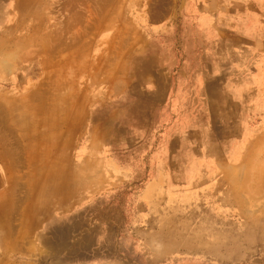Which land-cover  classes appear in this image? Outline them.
Returning <instances> with one entry per match:
<instances>
[{
    "label": "rangeland",
    "instance_id": "374dc122",
    "mask_svg": "<svg viewBox=\"0 0 264 264\" xmlns=\"http://www.w3.org/2000/svg\"><path fill=\"white\" fill-rule=\"evenodd\" d=\"M221 1L0 0V264H264V0Z\"/></svg>",
    "mask_w": 264,
    "mask_h": 264
},
{
    "label": "crops",
    "instance_id": "0c3cea01",
    "mask_svg": "<svg viewBox=\"0 0 264 264\" xmlns=\"http://www.w3.org/2000/svg\"><path fill=\"white\" fill-rule=\"evenodd\" d=\"M188 2V1H187ZM222 1L221 0H199V5L201 7V13L202 15H206V16H215V13H218L219 10V6L222 5L221 4ZM216 22V20H215ZM256 46V45H255ZM259 67H255V70H258ZM255 85H262V79L259 78L258 82L255 81ZM261 93V92H260ZM259 93V94H260ZM238 94H240V91H238ZM253 140H255V137L251 138V136H249V138L247 139V141H245L243 143V145L241 147H238V149H241L240 154L238 156V158L236 160H234L233 165L232 166H238L241 162V160L244 157V151H245V147L251 143ZM190 165L192 166V163H190ZM195 166H199L198 171L201 172L202 168H201V163H197L194 164ZM194 166V167H195ZM238 176L240 177V181H246V179H248V181H255V180H261L262 178H256V174L252 171H249V169L245 172H243V174L241 175L240 172L237 173ZM201 176L203 177L202 172L200 173V178Z\"/></svg>",
    "mask_w": 264,
    "mask_h": 264
},
{
    "label": "bare ground",
    "instance_id": "6f19581e",
    "mask_svg": "<svg viewBox=\"0 0 264 264\" xmlns=\"http://www.w3.org/2000/svg\"><path fill=\"white\" fill-rule=\"evenodd\" d=\"M88 28V27H87ZM235 171V170H234ZM233 172V171H232ZM235 174V173H234ZM255 191V190H254Z\"/></svg>",
    "mask_w": 264,
    "mask_h": 264
}]
</instances>
